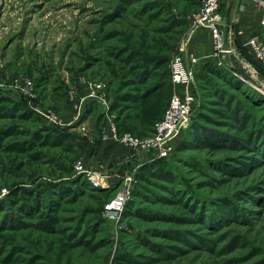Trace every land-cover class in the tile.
Here are the masks:
<instances>
[{
  "label": "rangeland",
  "instance_id": "374dc122",
  "mask_svg": "<svg viewBox=\"0 0 264 264\" xmlns=\"http://www.w3.org/2000/svg\"><path fill=\"white\" fill-rule=\"evenodd\" d=\"M145 1L111 20L105 15L119 0H0V264H264V62L240 49L236 26L230 46L239 65L231 56L199 59L206 38L213 43L208 28L189 21L203 0H156L139 11ZM230 2L221 9L225 32ZM242 5L261 13L259 1L240 0L234 25ZM128 50L167 57L159 72L171 93L174 57L193 71L191 121L167 157L136 155L113 133L105 137L107 125L140 139L153 134L126 99L142 86ZM93 83L105 98L88 97ZM79 160L109 175L110 187L79 183ZM129 175L123 211L105 214ZM46 212L56 219L50 230L41 226ZM6 214L25 224L5 227Z\"/></svg>",
  "mask_w": 264,
  "mask_h": 264
},
{
  "label": "built area",
  "instance_id": "2783aa9c",
  "mask_svg": "<svg viewBox=\"0 0 264 264\" xmlns=\"http://www.w3.org/2000/svg\"><path fill=\"white\" fill-rule=\"evenodd\" d=\"M225 0H203L200 10L194 12L189 16V21L192 26L199 28H208L212 34L214 50L211 57L217 59L216 61L222 64V59L227 56L235 55L234 48H232L228 42L230 39L229 32H225L222 25L221 9ZM261 6L260 20L264 26V0L259 1ZM244 45L250 50L251 54L256 60L264 62V38L259 33H253L245 40ZM192 61H198L197 57H192ZM172 81L175 86V90L171 95L169 105L164 112L163 117L154 124V132L147 138H137L130 133H125L122 136H118L116 129L113 126V136L119 142L129 146L136 151V155L148 152L156 155L157 158H164L172 153L174 148V141L184 129L187 128L191 121L193 107L195 104V95L192 89L193 83V71L188 68L183 55L178 54L174 57L171 64ZM31 81L27 82L26 86L29 87ZM91 91L88 97L92 98H105L101 95L103 84L93 83ZM81 100L77 105L78 114L80 115L79 107L82 105ZM40 114L52 125L63 126L64 123L59 116L53 112L40 111ZM78 115V117H79ZM78 117L71 123H76ZM68 124H66L67 126ZM71 125V124H69ZM105 137L108 139L109 134L105 133ZM77 176L81 175L85 177L92 187L106 188L110 187L108 178L109 175L88 168L83 161L79 160L75 164ZM126 183L124 187L112 198L105 206V214H112L113 216L121 214L123 208L127 202L128 196L131 192L130 184L134 181L131 175L124 178Z\"/></svg>",
  "mask_w": 264,
  "mask_h": 264
},
{
  "label": "trees",
  "instance_id": "16d2710c",
  "mask_svg": "<svg viewBox=\"0 0 264 264\" xmlns=\"http://www.w3.org/2000/svg\"><path fill=\"white\" fill-rule=\"evenodd\" d=\"M135 1H138V0H119V3L117 4V6L113 8L112 12L106 14L105 17H108L107 15H111L109 17V19L111 20L118 18L119 16L123 15L127 11L128 7L131 6ZM146 1L143 5V8H141V10L139 11H142V12L145 10L149 11L147 9L156 7V5H154L156 0H146ZM150 15L152 16L153 14H150ZM239 38L240 37L237 36L238 44L240 46V49L242 50L246 48V46H243V43L241 42ZM128 53H129L128 54L129 56L127 57V59H128V62L130 63H134V57L136 56L135 60L137 62L135 65H139V66H137L136 68H134L135 66H132V68L137 69L138 78L136 81H138L142 86L141 88H136L135 90H133L134 92L126 96V99L132 102L131 108L135 110L134 116L137 121V125L142 130L148 131V133H153L154 124L163 117L164 112L169 105V102H170L169 99L171 98V95H172L169 79L165 78V72L163 71L159 72L161 65L167 63V57L150 56L144 52L137 51V50H128ZM237 64L239 65V63ZM211 70L213 72L217 71L214 67H211ZM170 78L172 80V72H171ZM120 98H124V95L121 96ZM114 121L115 122L118 121L117 118H115ZM119 127L120 126L117 125V129H118L117 132H119L117 133V135L122 136L123 132L120 131ZM34 136H35L34 140L36 141V139L38 140L39 138L42 137V133L37 132L36 134H34ZM114 147L115 145L109 146V148L107 149V153H109ZM82 182L84 183V185H88L87 187L89 189L96 190V191H102L100 188L92 187L90 182L85 177L81 176L79 183H82ZM15 191L16 189H11L10 194L12 193L13 195L14 194L20 195L18 194V191L22 193L24 189L20 188L16 192ZM53 194L55 193L53 192ZM57 195H59V197L63 196L61 193ZM20 197L18 196V199H14L11 202V204L15 203L16 201L19 202ZM34 199H37V196H35ZM34 199L32 198L35 205L32 206L31 204L30 208L31 210L35 209L38 211L41 208V203ZM3 201H1L0 207H2V205L3 207L6 206L5 201L4 202ZM14 205L18 206V208L21 210V213L25 212V210L26 212L28 211L27 210L28 206L26 204H20L19 206V203H18ZM21 213L20 215H22ZM20 215L6 214L5 216H3L4 220L3 222H1V224H3L5 227H8V228H11V227L14 228V227H19L21 225H24L25 223L22 222L23 218ZM44 216L46 217V219L42 222L41 226L43 229L50 230V228L54 225L53 223L56 221V219L53 216H48V212H46ZM6 223H9V226H7Z\"/></svg>",
  "mask_w": 264,
  "mask_h": 264
},
{
  "label": "crops",
  "instance_id": "0c3cea01",
  "mask_svg": "<svg viewBox=\"0 0 264 264\" xmlns=\"http://www.w3.org/2000/svg\"><path fill=\"white\" fill-rule=\"evenodd\" d=\"M234 1V5L230 11V16H231V23L229 26V30L227 32H229L230 34V39L228 44L230 45L232 43V36H233V32L232 29L233 27L236 26V32H238V35L240 37L241 42L244 45V41L248 39V37L250 35H252L253 33H260L261 35H264V26L261 24V20H260V15L256 12L255 9H252V11H249L246 6L242 5L241 10L239 11L240 17L239 20L237 22L236 25H234V20L236 18V13L232 14V10L236 4V2L238 3L240 0H231V3ZM242 1H247L250 2L251 0H242ZM256 2L261 1V0H254ZM229 5V7H230ZM252 5V4H251ZM229 7L227 9V14H228V10ZM236 21V20H235ZM205 30H202L199 34L195 35L192 41V44L194 43V47L196 49L197 52H199L200 49V36L203 34L205 36V32H203ZM207 34V33H206ZM201 37V40H204L205 38ZM236 36V37H237ZM206 44H207V48L204 50L205 52L203 53L202 50L199 52V59L202 57H206V56H211V54L213 53V43H211V41L209 40V37L206 38ZM202 49V48H201ZM236 50H238V48H236ZM238 59L240 60V57H238ZM235 61V60H234ZM112 125L108 126L107 125V129H106V133L110 134V137H112ZM109 128V129H108ZM111 140V138H109Z\"/></svg>",
  "mask_w": 264,
  "mask_h": 264
},
{
  "label": "water",
  "instance_id": "95a60500",
  "mask_svg": "<svg viewBox=\"0 0 264 264\" xmlns=\"http://www.w3.org/2000/svg\"><path fill=\"white\" fill-rule=\"evenodd\" d=\"M233 5H234V1L231 3V5L229 7V10H228V14H227V22H228L227 31L229 30V26H230V23H231L230 11H231ZM232 58L235 60V62H237L239 64L241 63V61L235 55H233ZM243 72L245 73L244 70H243Z\"/></svg>",
  "mask_w": 264,
  "mask_h": 264
}]
</instances>
